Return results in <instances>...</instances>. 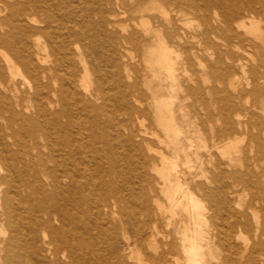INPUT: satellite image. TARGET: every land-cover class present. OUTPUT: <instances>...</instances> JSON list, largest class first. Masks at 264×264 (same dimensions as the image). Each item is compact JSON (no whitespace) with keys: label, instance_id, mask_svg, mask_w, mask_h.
Returning a JSON list of instances; mask_svg holds the SVG:
<instances>
[{"label":"bare ground","instance_id":"6f19581e","mask_svg":"<svg viewBox=\"0 0 264 264\" xmlns=\"http://www.w3.org/2000/svg\"><path fill=\"white\" fill-rule=\"evenodd\" d=\"M84 1L0 0V118L33 139H0V264H264V0ZM209 50L252 102L192 109L184 144Z\"/></svg>","mask_w":264,"mask_h":264},{"label":"rangeland","instance_id":"374dc122","mask_svg":"<svg viewBox=\"0 0 264 264\" xmlns=\"http://www.w3.org/2000/svg\"><path fill=\"white\" fill-rule=\"evenodd\" d=\"M77 4H76V13L78 16L81 15V13L85 12L88 10L89 6L87 3H85L84 0H76ZM79 9V10H78ZM80 13V14H79ZM117 14L119 15V20L121 22V25H118V30H120V33H123L127 30H129L128 25H125V23H123L122 21H125V15L122 14V9H117ZM155 15V14H154ZM147 21L149 23L152 24V21H150L149 19H147ZM195 24V23H194ZM260 28L263 29L264 31V24L261 23ZM180 27L182 29H184L187 32H195V30L200 29V25H182L180 24ZM81 48V47H80ZM222 52L224 51L223 49L221 50ZM4 52V51H3ZM102 59L104 58V54H101ZM179 60H183V57H181V59ZM103 64H106L105 62H103ZM132 67L134 69V74L133 77H137L139 76L140 79H142L144 73L141 70V66L139 64H137V62H131ZM88 66V64H87ZM191 66H192V72H191V78L193 80H198L199 81V85L202 87V89L204 90V102L197 100H193V99H186L184 101H180V100H176V103L178 106H180V111L181 113L185 114L186 117H183V121L180 123L182 126V133H181V139L183 141V143H186V138L189 136V121H190V117H191V111L192 109H195V111L197 113H200V115H202L204 113V108L207 107L209 109V111L216 113L215 115H217L220 107L223 104V101L221 100V98H223L225 96V94H228L229 97H237V96H241V106L244 109H249L250 104L252 102V95H251V86L250 85H246V81L249 78L248 73H243V72H238V74L233 78L234 82H235V90L234 91H228V92H223L224 88H223V84L221 82V74L222 71H224L227 67L230 66V61L229 59H226L225 57H223V55H219L216 54L214 52H212L211 50L207 51L206 54L200 56L198 59H193L191 62ZM143 69V67H142ZM90 72V71H89ZM193 86L195 87V84H193ZM26 90V88L24 89ZM22 90V91H24ZM223 92V93H221ZM45 94V93H44ZM43 94V95H44ZM215 94V95H214ZM113 95V94H111ZM181 93L178 94L177 97H180ZM213 96L218 97V99H214ZM117 96H114L112 99L116 100ZM98 104H101V102L99 101ZM246 105V106H244ZM109 111L112 110V114H114L116 116L117 119L119 118H123L125 116L124 111L120 110V109H108ZM176 115H179V112L177 111ZM148 124L150 125H154L155 124V119L153 117V115L150 116V121H148ZM219 125H221L220 121L215 118V121H208L207 120V124L206 127L208 129L209 132H213L216 130V128L219 127ZM12 131H18V127L15 124L10 125L7 119V115H4L3 118H0V139H4V137H6V139L8 140V143L11 144L12 146V150L15 151H25L26 149L30 148V146L33 143V139L28 135V134H22L19 138H17V140H13L10 138L11 132ZM37 139L39 142L44 143L42 141V139L40 138V135L37 136ZM20 143V144H19ZM17 144V145H15ZM19 144V145H18ZM245 144V142H238L237 146L238 147H243V145ZM210 150L214 151V149ZM1 167V165H0ZM123 170V169H122ZM121 170V173H122ZM7 187H2L1 190H6ZM14 189V187H13ZM10 236V232L5 228V227H1L0 230V239H8ZM2 255V254H0ZM127 256V260L126 262L128 264H132L129 260V257L131 256V252H127L126 253Z\"/></svg>","mask_w":264,"mask_h":264}]
</instances>
